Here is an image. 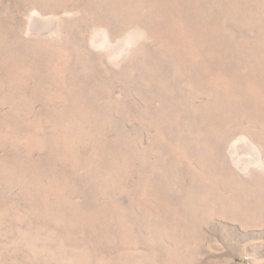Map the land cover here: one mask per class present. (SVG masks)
<instances>
[{
    "label": "rangeland",
    "instance_id": "1",
    "mask_svg": "<svg viewBox=\"0 0 264 264\" xmlns=\"http://www.w3.org/2000/svg\"><path fill=\"white\" fill-rule=\"evenodd\" d=\"M0 264H264V0H0Z\"/></svg>",
    "mask_w": 264,
    "mask_h": 264
}]
</instances>
